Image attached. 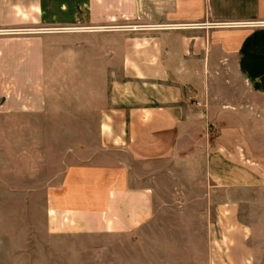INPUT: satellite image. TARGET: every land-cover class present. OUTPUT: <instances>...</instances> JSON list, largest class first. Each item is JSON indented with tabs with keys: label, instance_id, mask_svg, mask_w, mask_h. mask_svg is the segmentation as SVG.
I'll list each match as a JSON object with an SVG mask.
<instances>
[{
	"label": "crops",
	"instance_id": "1",
	"mask_svg": "<svg viewBox=\"0 0 264 264\" xmlns=\"http://www.w3.org/2000/svg\"><path fill=\"white\" fill-rule=\"evenodd\" d=\"M0 130L44 180L0 264H264V0H0Z\"/></svg>",
	"mask_w": 264,
	"mask_h": 264
},
{
	"label": "rangeland",
	"instance_id": "2",
	"mask_svg": "<svg viewBox=\"0 0 264 264\" xmlns=\"http://www.w3.org/2000/svg\"><path fill=\"white\" fill-rule=\"evenodd\" d=\"M21 166L22 173L33 174L35 164L21 165V131L0 130V252L41 249L33 239L43 236L44 229L33 222L44 196L34 195V188L43 186L44 180L21 179ZM134 169L145 170L142 165ZM21 187L25 193H21Z\"/></svg>",
	"mask_w": 264,
	"mask_h": 264
},
{
	"label": "built area",
	"instance_id": "3",
	"mask_svg": "<svg viewBox=\"0 0 264 264\" xmlns=\"http://www.w3.org/2000/svg\"><path fill=\"white\" fill-rule=\"evenodd\" d=\"M201 25H202V26H212V25H214V24L211 23V22H203V23H201Z\"/></svg>",
	"mask_w": 264,
	"mask_h": 264
}]
</instances>
